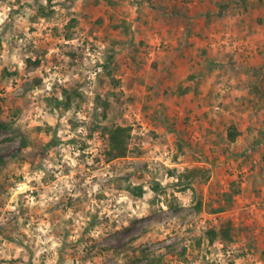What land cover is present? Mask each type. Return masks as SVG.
I'll list each match as a JSON object with an SVG mask.
<instances>
[{"label": "rangeland", "instance_id": "374dc122", "mask_svg": "<svg viewBox=\"0 0 264 264\" xmlns=\"http://www.w3.org/2000/svg\"><path fill=\"white\" fill-rule=\"evenodd\" d=\"M0 264H264V0H0Z\"/></svg>", "mask_w": 264, "mask_h": 264}, {"label": "trees", "instance_id": "16d2710c", "mask_svg": "<svg viewBox=\"0 0 264 264\" xmlns=\"http://www.w3.org/2000/svg\"><path fill=\"white\" fill-rule=\"evenodd\" d=\"M108 105V103H107ZM106 105V108H107ZM103 112L105 116L107 114L106 109ZM239 134V131L234 125H230L227 130V138L229 141H234L236 136ZM129 136V127L123 125H116L109 129L108 131V151L107 154L109 158L122 157L126 155L127 152V139ZM133 191L138 196L142 195L141 187H134ZM209 241H214L216 238L222 243L229 244L233 241L236 229L233 225V222L229 216L220 217L218 223L215 227H210L206 231Z\"/></svg>", "mask_w": 264, "mask_h": 264}]
</instances>
